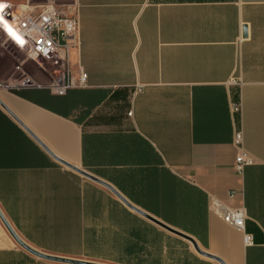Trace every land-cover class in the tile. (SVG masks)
<instances>
[{
  "label": "crops",
  "instance_id": "0c3cea01",
  "mask_svg": "<svg viewBox=\"0 0 264 264\" xmlns=\"http://www.w3.org/2000/svg\"><path fill=\"white\" fill-rule=\"evenodd\" d=\"M73 1L58 4L78 17L71 66L86 85L0 86V211L13 231L69 259L221 264L53 154L225 264H264V0ZM237 131L253 158L241 172ZM213 198L245 209L243 230ZM0 264L73 263L27 251L0 218Z\"/></svg>",
  "mask_w": 264,
  "mask_h": 264
},
{
  "label": "built area",
  "instance_id": "2783aa9c",
  "mask_svg": "<svg viewBox=\"0 0 264 264\" xmlns=\"http://www.w3.org/2000/svg\"><path fill=\"white\" fill-rule=\"evenodd\" d=\"M4 5L0 16L8 25L0 22V30L5 39L21 49L26 57L39 65L52 69L53 81L48 85L58 95L65 94L69 89L86 85L87 73L80 69L76 78L71 66V50L79 42V21L70 7L53 1L26 0L14 4L0 2ZM234 110L239 107L234 105ZM243 134L237 131L234 144L240 149L236 156L234 168L241 172L245 165L251 164L253 158L242 147ZM233 195V192L230 193ZM209 209L220 215L228 224L241 230L245 227L246 211L240 208H224L222 203L211 199ZM252 235L244 233V242L250 243Z\"/></svg>",
  "mask_w": 264,
  "mask_h": 264
},
{
  "label": "rangeland",
  "instance_id": "374dc122",
  "mask_svg": "<svg viewBox=\"0 0 264 264\" xmlns=\"http://www.w3.org/2000/svg\"><path fill=\"white\" fill-rule=\"evenodd\" d=\"M49 1V0H38ZM56 4H73V0H51ZM52 69L26 57L25 53L5 39L0 30V86L37 82L48 86L52 81Z\"/></svg>",
  "mask_w": 264,
  "mask_h": 264
},
{
  "label": "water",
  "instance_id": "95a60500",
  "mask_svg": "<svg viewBox=\"0 0 264 264\" xmlns=\"http://www.w3.org/2000/svg\"><path fill=\"white\" fill-rule=\"evenodd\" d=\"M28 83V82H27ZM30 83V82H29ZM0 105H2L5 109L8 110V108L6 107V105L1 101L0 99ZM9 111V110H8ZM52 154V153H51ZM52 156L57 159L58 161H60L61 163H63L64 165H66L67 167L71 168L72 170H74L75 172L91 179L94 180L95 182H98L102 185H104L105 187H107L108 189H110L117 197H119L123 202H125L129 207H131L132 209H134L135 211H137L138 213L142 214L143 216L147 217L148 219L154 221L155 223L159 224L160 226L164 227L165 229L189 240L192 245L194 246V248L196 249V251L198 253H200L201 255L213 258L218 260L221 264H225L224 261H222V259L212 255L211 253L205 251L204 249H202L197 241L190 237L189 235H187L186 233L179 231L173 227H170L169 225H167L166 223H163L161 221H159L158 219H156L155 217L149 215L148 213L142 211L141 209L133 206L131 203H129L111 184L107 183L106 181H103L102 179L96 177L95 175L89 173L88 171L77 167L75 165H71L59 158H57L55 155L52 154ZM0 218L2 219V221L4 222V224L6 225V227L8 228V230L10 231V233L12 234V236L16 239V241L27 251L31 252L32 254L39 256L41 258H45V259H49V260H54V261H59V262H65V263H73V264H107V263H101V262H95V261H88V260H79V259H69V258H64V257H57V256H52V255H47V254H43L40 253L38 251H36L35 249H33L32 247H30L29 245H27L26 243H24L17 235L16 233L13 231L12 227L9 225L8 221L6 220V218L4 217V215L2 214V212L0 211Z\"/></svg>",
  "mask_w": 264,
  "mask_h": 264
},
{
  "label": "snow or ice",
  "instance_id": "6c2138e0",
  "mask_svg": "<svg viewBox=\"0 0 264 264\" xmlns=\"http://www.w3.org/2000/svg\"><path fill=\"white\" fill-rule=\"evenodd\" d=\"M4 5L0 4V12L3 11ZM0 22H3V17L0 16Z\"/></svg>",
  "mask_w": 264,
  "mask_h": 264
},
{
  "label": "bare ground",
  "instance_id": "6f19581e",
  "mask_svg": "<svg viewBox=\"0 0 264 264\" xmlns=\"http://www.w3.org/2000/svg\"><path fill=\"white\" fill-rule=\"evenodd\" d=\"M2 23V25L6 28V27H8V25L6 24V23H4V22H1Z\"/></svg>",
  "mask_w": 264,
  "mask_h": 264
}]
</instances>
